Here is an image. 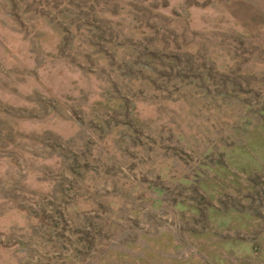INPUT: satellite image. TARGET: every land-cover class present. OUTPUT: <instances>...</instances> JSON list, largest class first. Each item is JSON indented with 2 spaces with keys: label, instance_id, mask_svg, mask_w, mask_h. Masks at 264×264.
Segmentation results:
<instances>
[{
  "label": "rangeland",
  "instance_id": "374dc122",
  "mask_svg": "<svg viewBox=\"0 0 264 264\" xmlns=\"http://www.w3.org/2000/svg\"><path fill=\"white\" fill-rule=\"evenodd\" d=\"M264 0H0V264H264Z\"/></svg>",
  "mask_w": 264,
  "mask_h": 264
},
{
  "label": "crops",
  "instance_id": "0c3cea01",
  "mask_svg": "<svg viewBox=\"0 0 264 264\" xmlns=\"http://www.w3.org/2000/svg\"><path fill=\"white\" fill-rule=\"evenodd\" d=\"M253 20H254V23H256L258 21V24H261L264 21V19H262L261 15H258V16L254 15V16H252V21Z\"/></svg>",
  "mask_w": 264,
  "mask_h": 264
}]
</instances>
